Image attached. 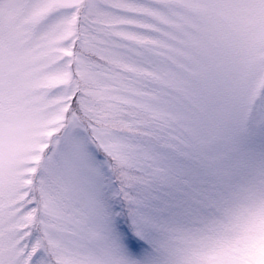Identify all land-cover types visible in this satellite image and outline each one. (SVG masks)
<instances>
[{
	"label": "snow or ice",
	"instance_id": "6c2138e0",
	"mask_svg": "<svg viewBox=\"0 0 264 264\" xmlns=\"http://www.w3.org/2000/svg\"><path fill=\"white\" fill-rule=\"evenodd\" d=\"M0 264H264V0H0Z\"/></svg>",
	"mask_w": 264,
	"mask_h": 264
},
{
	"label": "clouds",
	"instance_id": "9594fccd",
	"mask_svg": "<svg viewBox=\"0 0 264 264\" xmlns=\"http://www.w3.org/2000/svg\"><path fill=\"white\" fill-rule=\"evenodd\" d=\"M9 167V161L6 159H0V171H7Z\"/></svg>",
	"mask_w": 264,
	"mask_h": 264
},
{
	"label": "rangeland",
	"instance_id": "374dc122",
	"mask_svg": "<svg viewBox=\"0 0 264 264\" xmlns=\"http://www.w3.org/2000/svg\"><path fill=\"white\" fill-rule=\"evenodd\" d=\"M0 159H3L2 157H0Z\"/></svg>",
	"mask_w": 264,
	"mask_h": 264
}]
</instances>
